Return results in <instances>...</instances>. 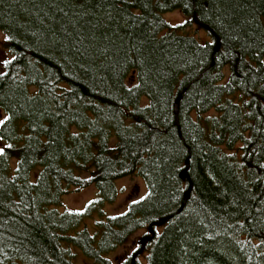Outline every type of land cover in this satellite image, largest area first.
Segmentation results:
<instances>
[{
  "label": "trees",
  "instance_id": "trees-1",
  "mask_svg": "<svg viewBox=\"0 0 264 264\" xmlns=\"http://www.w3.org/2000/svg\"><path fill=\"white\" fill-rule=\"evenodd\" d=\"M0 30V264H116L141 230L121 264H264V0H0Z\"/></svg>",
  "mask_w": 264,
  "mask_h": 264
},
{
  "label": "rangeland",
  "instance_id": "rangeland-1",
  "mask_svg": "<svg viewBox=\"0 0 264 264\" xmlns=\"http://www.w3.org/2000/svg\"><path fill=\"white\" fill-rule=\"evenodd\" d=\"M165 18L169 20L172 24L183 23L185 16L180 11H172L165 14ZM189 34L196 36L199 40L205 42L211 38L207 34L206 30L197 25H191L186 28ZM5 39L4 33L0 30V65L4 63L9 57L10 53L3 46V41ZM1 144V142H0ZM84 175V174H83ZM118 193L116 199L105 206L107 213L111 215L120 214L124 212L128 205L137 199L143 197L147 192V184L145 180L139 175H131L123 177L117 180ZM98 195V190L95 185H91L82 190H73L63 197V206L60 207L61 210H81L90 201L95 199ZM88 224L92 226L93 222L90 220ZM94 227H91L93 231ZM144 230L134 233L130 239L123 246L117 248L111 255V260L116 264H121L128 260L139 247V242L143 235ZM79 261L82 264H95L92 261L85 259L84 255L80 252L77 253ZM139 264H144L146 261V250L138 254Z\"/></svg>",
  "mask_w": 264,
  "mask_h": 264
},
{
  "label": "water",
  "instance_id": "water-1",
  "mask_svg": "<svg viewBox=\"0 0 264 264\" xmlns=\"http://www.w3.org/2000/svg\"><path fill=\"white\" fill-rule=\"evenodd\" d=\"M176 112L178 113V103L176 104ZM189 198V193L186 194V199Z\"/></svg>",
  "mask_w": 264,
  "mask_h": 264
},
{
  "label": "snow or ice",
  "instance_id": "snow-or-ice-1",
  "mask_svg": "<svg viewBox=\"0 0 264 264\" xmlns=\"http://www.w3.org/2000/svg\"><path fill=\"white\" fill-rule=\"evenodd\" d=\"M0 151H2V149H0Z\"/></svg>",
  "mask_w": 264,
  "mask_h": 264
}]
</instances>
